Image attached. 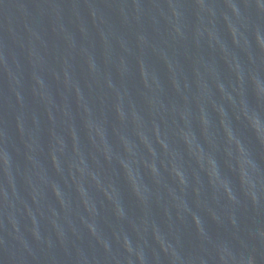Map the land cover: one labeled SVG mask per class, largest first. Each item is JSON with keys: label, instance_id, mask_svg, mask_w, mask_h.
Returning a JSON list of instances; mask_svg holds the SVG:
<instances>
[{"label": "water", "instance_id": "water-1", "mask_svg": "<svg viewBox=\"0 0 264 264\" xmlns=\"http://www.w3.org/2000/svg\"><path fill=\"white\" fill-rule=\"evenodd\" d=\"M0 264H264V0H0Z\"/></svg>", "mask_w": 264, "mask_h": 264}]
</instances>
